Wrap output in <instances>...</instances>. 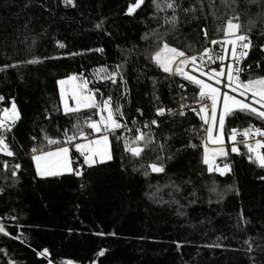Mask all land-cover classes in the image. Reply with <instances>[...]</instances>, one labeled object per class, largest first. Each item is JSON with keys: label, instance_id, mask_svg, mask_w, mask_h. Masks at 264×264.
<instances>
[{"label": "trees", "instance_id": "16d2710c", "mask_svg": "<svg viewBox=\"0 0 264 264\" xmlns=\"http://www.w3.org/2000/svg\"><path fill=\"white\" fill-rule=\"evenodd\" d=\"M179 2L183 8L197 11H180L177 29L165 34L158 27L163 19H150L152 0H145L132 16L124 13L134 0H74L75 7L61 0H0V66L34 58L40 61L0 72L3 107H10L15 100L21 115L12 133L6 135L15 153L9 164H21L14 187L7 186L10 181L4 179L0 160V187L4 188L0 193V225L10 233H0V264L10 260L13 264H251L249 255L264 264V168L249 162L240 135L249 125L264 129V120L254 116L238 113L226 118L224 142L229 145L227 136L232 128L238 129L235 146L239 153L227 149L232 171L225 176L209 173L202 163L204 125L191 112L183 117L168 115L159 119L158 128H150L160 143L165 142V136L170 137L165 155L173 158L166 160L164 173L149 171L145 176L140 164L154 160L153 152L145 151L142 160L125 155L116 138L119 132L114 131L109 133L114 159L94 168L84 165L83 180L71 173L58 178L35 175L32 136L39 140L43 129L50 138L63 141L64 130L72 134L74 123L84 128L85 118L98 119L95 107L65 115L57 80L81 75L97 103L111 96L112 107L119 106L124 113L120 122L130 123L132 118L152 117L158 106L176 109L182 96L191 102L199 92L197 86L181 76L164 73L146 58L145 50L153 43L148 35L152 29L164 34L170 46L191 56L204 46L202 28L207 29V38H223L229 17L238 12L239 20L232 22L241 25L239 33L250 29L253 43H264L257 40L264 31V9L248 0ZM234 3L239 7H233ZM158 15L162 18L165 13ZM101 21V28H96ZM57 41L66 47H57ZM97 48L103 51H94ZM258 53L259 48H253L241 62V80L261 74L256 67ZM116 65H122L123 85L94 75L99 68L112 71ZM179 85H184L183 89ZM122 91L126 95L122 96ZM134 136L132 131L130 137ZM258 138L264 141V137ZM189 141L197 147H188ZM152 147L159 151L158 145ZM70 150L72 166L83 165L72 147ZM260 152L264 153V148ZM189 179L192 184L184 183ZM82 183L85 188H81ZM171 184L180 186L181 191L165 187ZM194 188L198 202L189 204ZM238 214L250 223L240 225ZM13 216L16 220L10 219ZM99 232L116 235L94 234ZM245 240L261 248L249 254ZM174 241L180 243L179 249ZM215 244L222 247H205ZM45 249L46 257L37 256ZM100 249L107 250L103 256L96 255Z\"/></svg>", "mask_w": 264, "mask_h": 264}, {"label": "snow or ice", "instance_id": "6c2138e0", "mask_svg": "<svg viewBox=\"0 0 264 264\" xmlns=\"http://www.w3.org/2000/svg\"><path fill=\"white\" fill-rule=\"evenodd\" d=\"M66 6L71 5L75 7L74 0H61ZM145 3V0H134V3H129L125 10V15L132 16L137 12L138 9ZM250 5H256L258 8L264 9V0H248ZM152 5L154 8L153 15L150 19L160 20L163 19V23L158 25L159 28L164 29L166 34L169 29L176 30L179 23L178 13L183 11L185 13L197 11L195 8H183L179 0H152ZM233 7H239L238 4L233 5ZM171 12V15H167L168 12ZM165 13L161 18L158 13ZM240 16L237 12L235 16L229 17L227 26L224 30V35L227 38L224 43L231 45V53L233 58V63L224 66H219L217 68L205 69L204 57L207 56L209 60H213L212 56L209 54V49L205 48L203 53L199 58V63L197 62V56H187L184 51L177 49L176 47L170 46L169 43L164 39V34H161L157 29H152L148 34L152 39L153 43L150 45L149 49L145 51L148 53L146 58L154 62L164 73L169 75L181 76L184 80L190 82L191 84L198 87L199 92L193 98L194 103L198 105V110L196 108H191L192 111L196 112L200 119L203 121V125L206 126L204 131L206 132V138L201 140L202 145H204V152L202 157V163L207 166V171L209 173H218L220 176H225L226 174L231 173L232 167L231 164L227 161L228 153L225 151L224 147H218L212 151V158L209 156V149L207 147L208 143H213L215 145H223V135L225 128L226 118L229 116H236L238 113H246L247 115L254 116L256 119L264 120V43L254 44L249 36L250 29L246 30L243 34H238L241 28L239 23H233V19L239 20ZM103 21L96 24V28H101ZM204 32L205 39H207V29L202 28ZM109 35V33H105ZM234 37V38H233ZM143 39V37H142ZM257 40H264V31L261 32L260 36L257 37ZM211 43L215 45L216 40H212ZM239 44L242 51L237 55V45ZM57 47L65 48L66 45L57 41ZM258 47V59L256 61V67L260 70L261 74L256 75L255 78H249L247 81H243L239 78V73L243 71L242 68L236 67L235 74L233 72V64H238L240 60L245 59L249 55V51L253 48ZM88 51H93L89 49ZM94 51L102 52L103 49L97 48ZM226 51V50H225ZM72 55H76L72 53ZM55 58V57H52ZM47 59V57H46ZM216 59L223 61L225 59L224 55H218ZM37 59L18 61L16 63H5L0 66V72H7L9 69L17 68L21 64H34L39 63ZM251 67V66H249ZM186 68H190L191 73L186 71ZM122 65H116L115 69L109 71L107 68H99L94 72V75L98 76L102 81H111L113 85L118 82L123 85L125 83L124 77L122 75ZM227 70V84H223V87L228 88L230 92L235 93L236 95H230L229 91H222L221 87H216L215 85H222L221 77L224 76L225 71ZM199 72L201 77H206L207 80L213 81V83H206L204 79H200L194 73ZM78 76L76 74L67 75L64 79L57 80V85L59 87L60 102L63 106V112L65 115L73 114L78 112L81 108H92L95 107V115L99 119L85 118L86 127L91 129L93 133H98L99 136L96 140H89L88 143H75L74 147L76 152H78L83 157V165L76 167L71 166V161L69 159V150L73 146V141L79 136L81 139H86V133L83 127L80 126L79 122L72 125V134H69V130H64V140L60 141L58 139L50 138L44 130H41V136L38 140L37 136H32L33 147L30 149L31 159L35 165V175L39 178H58L64 173H71L77 178L83 180L84 171L83 166L86 165L88 168H94L97 164H105L114 159L112 151L109 149V133L114 132L116 129H124L131 131L128 128L127 124H123L120 121L124 120V113L121 111L119 106L115 108L112 107V97L108 96L107 98H101V103H97L95 96L89 93L88 90V81L84 80L82 83L73 82L77 81ZM82 79V77H81ZM73 84V87L70 92V97L75 105L74 107L68 103L69 92L66 90L65 85ZM183 89L184 85H179ZM92 91H99V89H94ZM89 93V94H85ZM121 95H126V92L121 93ZM238 97H242L240 99ZM186 99V97H181V100ZM5 97L0 95V102H4ZM207 101L208 103H205ZM190 107L181 103L179 110L165 109L163 107H157L155 115L157 117L163 116L165 112L169 115H179L183 117L185 115V108ZM137 112L143 115L140 109H137ZM21 119L20 112L17 108L15 100L11 101L10 107H4L0 111V155L6 157H15V153L11 150L9 144L6 142V135L12 133L13 126ZM45 119H49L46 115ZM132 125L135 128L134 139L131 137L125 136L123 132L118 135L117 140H123V151L125 155L130 154L132 158L136 160H142L143 153L145 151L153 152L155 159L152 160L147 165L141 163L140 169L144 170L143 174L145 176L151 173H164L165 162L173 158L171 155H165L166 143L170 137H164V143L156 140L151 129V126L159 127V124L156 119L151 120L150 125L145 123L142 125V128L149 129V131H142L141 127H137V121L135 118H132ZM218 131L214 133V129L217 128ZM195 131V130H193ZM238 129L232 128L231 134L227 136L229 142H234L237 139ZM240 135L244 137V147L247 149L249 156L248 160L250 163H256L260 168H264V153H261L259 150L264 148V141L256 139L255 143H251L253 137H264V129L261 127H254L249 125L247 128L243 129L240 132ZM46 142V143H44ZM156 144L159 147L157 152L156 148H153L152 145ZM54 146V147H53ZM188 147L195 148L197 147L191 141H189ZM179 151V150H178ZM231 151L233 153H239V149L233 144ZM217 157L223 158V162H216ZM3 171L5 173L4 179L9 180L10 183L8 187H14L18 181V172L21 169L20 163H11L8 161H3ZM126 170V169H123ZM136 170L135 168L133 169ZM10 173V176L8 175ZM264 179V177H261ZM186 184H192V180L189 179L185 181ZM85 184H81V188H85ZM165 187H172L174 192L179 193L181 187L175 184L165 185ZM231 190V186H229ZM4 191V188L0 187V193ZM159 191V188H157ZM211 191H215L213 187ZM238 194V193H237ZM172 195V192L169 193ZM190 199L189 204H195L198 202L197 192L195 188L191 193H189ZM163 202V201H162ZM171 203H178L176 200L170 201ZM178 215H183L182 212L178 211ZM240 225H246L250 221L243 215L238 214ZM12 220H16V217H10ZM19 225L17 228L19 229ZM0 233H3L5 236H10V233L5 230L3 225H0ZM98 236H115L114 232L111 233H94ZM12 239H19V236H13ZM21 243L24 241L21 240ZM177 248L181 247L179 242H175ZM244 244L247 245L246 251L249 254L254 253L256 250L261 248L260 244H253L249 240H245ZM205 247H216L220 248L222 245H205ZM107 250L100 249L96 254L97 256H103ZM48 250L45 249L42 252H37V256H47ZM249 260L251 264H258L257 257L255 255H249ZM9 264H13L10 260ZM51 264V261H49ZM71 264V262H69ZM94 264V262H93Z\"/></svg>", "mask_w": 264, "mask_h": 264}, {"label": "built area", "instance_id": "2783aa9c", "mask_svg": "<svg viewBox=\"0 0 264 264\" xmlns=\"http://www.w3.org/2000/svg\"><path fill=\"white\" fill-rule=\"evenodd\" d=\"M241 34H243V33H241ZM226 39H227L226 37L225 38L224 37L223 38H220V39L216 40L217 43L215 45H213L211 43V41L214 40V39L207 38L205 40L204 46L201 48V50H199L198 52H196V53L193 54V55L197 56V58H198L197 62L198 63L200 62L199 61V58L201 56V53H203L204 49L205 48H208L209 49V54L212 56L213 60H215V63H213L212 60H209L208 57L205 56L204 57V65H203L205 67V69L207 70V69H210V68H217V70H218L219 66H224L225 69H226V65L227 64L233 63V58H232V53H231V45L224 43V41ZM241 51H242V49L240 48V46L238 44L237 45V55H239V53ZM193 55H191V56H193ZM218 55H224L225 56V59L223 61H220L219 59H216V57ZM243 60L244 59L240 60L238 64H235V63L233 64V72H234V74H235V68L236 67H240L241 68V62ZM185 70L186 71H189L190 74H192L190 68H186ZM194 74L197 75L198 78L204 79L206 83H213L214 84L213 81H209V80H207V78L201 77L199 75V72L194 73ZM239 75H240V73H239ZM77 76H78V79H77V81L73 82L74 84H76V83H82L85 80L81 75H77ZM81 77H82V79H81ZM221 79H222V85H215L214 84V86L221 87V90L222 91H226V88L223 87V84H227V80H226L227 79V70L225 71V74H224L223 77H221ZM87 87H88V85H87ZM85 94H89V93H85ZM182 103H184L185 105H189L190 106V107L184 109L185 113L186 112H191L193 115L198 116L196 112H194V111L191 110V108H196L198 110V105L196 103H194V100L191 101V102H187L184 99V100H182ZM205 103H208V102L205 101ZM3 108H4L3 107V102H0V111H2ZM173 110H179V107L176 108V109H173ZM168 115L169 114L166 111L165 114L163 116H160V117H157L154 114L150 118L136 119V121H137V125L136 126L137 127H141L142 131L147 130V129L142 128V125L143 124L148 123L150 125L151 120L156 119L157 122H158L159 119L164 118V117H166ZM121 123L127 124L128 128L131 129V131H127V130H124V129H117L116 131L119 132V135L123 132V134L125 136L130 137L131 132L132 131H135V128L133 127L132 122H130V123L121 122ZM152 127H155V126H151L150 125V128H152ZM205 128H206V126L204 125V129ZM84 131L86 133V137H88V135L92 134L91 129H88L87 127H85ZM78 139H80V138H77L75 141H73V143L76 142ZM256 139H259V138L258 137H253L250 142L254 144ZM120 142H121L122 146L124 147V144H123V140L122 139L120 140ZM243 142H245V141H243ZM0 160L1 161L11 162V161H13V158L12 157H6V156L0 155Z\"/></svg>", "mask_w": 264, "mask_h": 264}, {"label": "rangeland", "instance_id": "374dc122", "mask_svg": "<svg viewBox=\"0 0 264 264\" xmlns=\"http://www.w3.org/2000/svg\"><path fill=\"white\" fill-rule=\"evenodd\" d=\"M238 34H241V33H238ZM224 38H225V36H224ZM204 78H206V77H204ZM226 80H227V79H226ZM59 87H60V86H58V90H59ZM72 87H73V84L65 85L66 90L69 92L68 103H69L71 106L74 107L75 105L73 104V102H72V100H71V97H70V92H71ZM226 91H229V89L226 88ZM229 94H230V95H236L235 93H232V92H230V91H229ZM238 98L243 99L242 97H238ZM61 105H62V104H61ZM92 108H94V107H92ZM92 108H81L80 110H84V109L87 110V109H92ZM62 109H63V106H62ZM98 119H99V117H98ZM85 127H86V124L84 125V128H83V129H85ZM218 130H219V129H218V126H217V128L214 129V133H215L216 131H218ZM98 136H99L98 133H93V132H92V134L88 135V137H86V139H81V138L78 136L77 138H80V139H78L76 142L73 143L72 150L77 154V156H78L79 159L82 161V163H83V157H82L78 152H76V149H75V147H74L75 143L79 142V143H82V144H86V143H88L89 140H92V141L96 140V139L98 138ZM204 138H206V132L204 133ZM223 140H224V138H223ZM233 144H235V141H234V142H229V145L226 144L225 142H224L223 145H215V144H213V143H208V144H207V147H208V149H209V156H210V159L212 158V151H213L214 149H216V148H218V147H224V149H225L226 152H227V149L231 151ZM70 151H71V150H69V159H70V161H71V166H72V158H71V156H70ZM259 151H260V150H259ZM219 159H220V157H217L216 162H218ZM33 165H34V163H33ZM34 168H35V165H34ZM64 174H69V173H64Z\"/></svg>", "mask_w": 264, "mask_h": 264}, {"label": "water", "instance_id": "95a60500", "mask_svg": "<svg viewBox=\"0 0 264 264\" xmlns=\"http://www.w3.org/2000/svg\"><path fill=\"white\" fill-rule=\"evenodd\" d=\"M116 130H117V129H116ZM116 130H115V131H116Z\"/></svg>", "mask_w": 264, "mask_h": 264}, {"label": "crops", "instance_id": "0c3cea01", "mask_svg": "<svg viewBox=\"0 0 264 264\" xmlns=\"http://www.w3.org/2000/svg\"><path fill=\"white\" fill-rule=\"evenodd\" d=\"M83 164V163H82Z\"/></svg>", "mask_w": 264, "mask_h": 264}]
</instances>
